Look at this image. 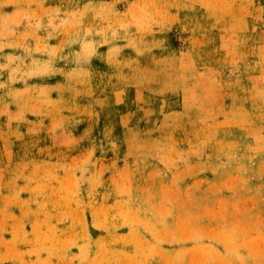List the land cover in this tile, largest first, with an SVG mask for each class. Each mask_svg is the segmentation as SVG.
Here are the masks:
<instances>
[{"label": "rangeland", "instance_id": "374dc122", "mask_svg": "<svg viewBox=\"0 0 264 264\" xmlns=\"http://www.w3.org/2000/svg\"><path fill=\"white\" fill-rule=\"evenodd\" d=\"M0 264H264V0H0Z\"/></svg>", "mask_w": 264, "mask_h": 264}]
</instances>
